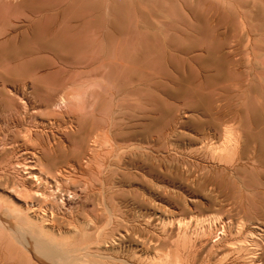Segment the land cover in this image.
<instances>
[{
	"label": "rangeland",
	"instance_id": "1",
	"mask_svg": "<svg viewBox=\"0 0 264 264\" xmlns=\"http://www.w3.org/2000/svg\"><path fill=\"white\" fill-rule=\"evenodd\" d=\"M0 88V264L40 169L75 264H264V0H0Z\"/></svg>",
	"mask_w": 264,
	"mask_h": 264
},
{
	"label": "bare ground",
	"instance_id": "2",
	"mask_svg": "<svg viewBox=\"0 0 264 264\" xmlns=\"http://www.w3.org/2000/svg\"><path fill=\"white\" fill-rule=\"evenodd\" d=\"M44 4V3H43ZM48 4V3H47ZM42 8H44V7H42ZM46 8V7H45ZM39 9V8H38ZM37 9V10H38ZM43 12V11H42ZM33 13H35V12H33ZM41 13V12H40ZM36 16V15H35ZM38 17V16H37ZM37 27V26H36ZM39 29V28H38ZM37 31V30H36ZM29 32V31H28ZM2 33V32H1ZM13 34V33H12ZM48 36V35H47ZM44 38H45V36H44ZM41 39V38H40ZM43 39V38H42ZM39 43V42H38ZM42 44V46H43V48H48V47H50V44L48 43V42H46V41H44V42H42L41 43ZM40 44V45H41ZM51 48V47H50ZM45 50V49H44ZM10 51V50H9ZM32 51V50H31ZM26 52H29V51H26ZM33 52V51H32ZM36 52V51H35ZM42 52V51H41ZM9 53V52H8ZM21 53H23V52H21ZM24 53H25V51H24ZM37 53V52H36ZM11 54H12V52H11ZM30 54V53H29ZM33 54H34V52H33ZM38 54V53H37ZM39 54H41L40 52H39ZM36 55V54H35ZM16 56V55H15ZM23 56V55H22ZM8 57V56H7ZM28 57H30V55H28ZM14 58V57H13ZM34 58V57H33ZM11 59V58H10ZM17 62H19V60L17 61ZM20 63V62H19ZM6 85V84H5ZM20 85V84H19ZM16 86H17V84H16ZM54 86V85H53ZM15 87V86H14ZM20 87V86H19ZM8 89V88H7ZM23 89H25V88H23ZM11 90V89H10ZM15 90V89H14ZM40 90V89H39ZM54 90V89H53ZM12 91V90H11ZM21 91V90H20ZM20 91H18V93L20 92ZM34 91V90H33ZM27 92V91H26ZM25 92V93H26ZM38 92V91H37ZM59 92V91H58ZM3 93H4V89H1L0 88V96H2L3 95ZM29 93V92H28ZM62 95H60V97L58 98V99H56L55 98V94H51L50 93V96L45 100V105L47 106V107H49V106H52L53 108H55V110L56 109H61V108H63V107H65L66 106V99H65V97H64V93H61ZM12 95V94H11ZM14 95H16V94H14ZM19 95V100H20V102L21 103H26L25 102V99H24V97L22 96V95H20V94H18ZM24 95V94H23ZM48 95V94H47ZM67 95V94H66ZM30 99V98H29ZM18 100V99H17ZM30 100H33V99H30ZM27 101V100H26ZM28 102H29V100H28ZM43 102V101H42ZM68 103V102H67ZM26 105V104H25ZM25 105H23V108H25L26 109V107H25ZM28 105V104H27ZM30 105V104H29ZM44 105V104H43ZM45 106V107H46ZM2 107V106H1ZM31 107V106H30ZM13 108V110L14 111H16V108L17 107H12ZM20 108V107H19ZM21 109H22V107H21ZM25 109H23V111H26ZM33 109V108H32ZM64 109H66V108H64ZM20 110V109H19ZM22 111V110H21ZM28 111V110H27ZM28 114H29V112H28ZM14 119V118H13ZM17 122V121H16ZM15 122V123H16ZM16 125H18V124H16ZM16 135V134H15ZM97 137V136H96ZM230 138H232L231 136H230ZM233 139V138H232ZM232 139L230 140V141H228L227 143V147L228 148H226V149H231V143H229V142H231L232 141ZM228 140V139H227ZM12 143H13V141H12ZM91 143H94V139H91ZM234 143V142H233ZM15 144V143H14ZM18 145V144H17ZM94 145V144H93ZM15 146H16V144H15ZM19 146V145H18ZM91 146V145H90ZM95 146V145H94ZM233 147V146H232ZM11 148H14V147H11ZM15 148H17V147H15ZM91 148H93V147H91ZM89 149V148H88ZM21 150V149H20ZM91 153V152H90ZM21 154V153H20ZM22 156V155H21ZM89 157V156H88ZM84 158V157H83ZM86 159V158H85ZM90 159H91V157H90ZM89 160V159H88ZM95 162V161H94ZM19 163V162H18ZM97 163H98V161H97ZM96 163V164H97ZM36 165V164H35ZM35 165H31V166H35ZM70 165V164H69ZM75 165V164H74ZM92 165V164H91ZM90 165V166H91ZM95 165V164H94ZM29 166V165H28ZM100 166V165H99ZM98 166V167H99ZM53 167H55V166H53ZM96 167V166H95ZM18 168V167H17ZM36 168V167H35ZM58 168V167H57ZM57 168H56V170H57ZM67 168V167H66ZM64 169V170H66L67 171V169ZM92 168V167H91ZM97 168V167H96ZM100 168V167H99ZM74 169H75V167H74ZM9 170V169H8ZM63 170V169H62ZM92 170V169H91ZM96 170V169H95ZM99 170V169H98ZM40 171L42 172V170L40 169ZM87 171V170H86ZM88 171H90V170H88ZM88 171H87V173H88ZM97 171V170H96ZM41 172H37V173H33L31 176L33 177L32 178V180H33V182L36 184V187H35V189H33V188H31V190L33 189V192H32V194L34 195V196H43V197H45L46 195L44 194V192H42L41 190H42V187H41V183H43V185H44V183L45 182H47L48 181V179L47 178H49L48 176H46V175H44V174H42ZM48 172V171H47ZM68 172V171H67ZM101 172V171H100ZM99 172V173H100ZM27 174H28V172H26ZM50 173H52V172H50ZM73 173V172H72ZM85 173V172H84ZM93 173V172H92ZM25 174V173H24ZM58 174H60V170H58L57 171V175ZM49 175V174H48ZM64 175V174H63ZM65 175H66V173H65ZM95 175V174H94ZM26 176H28V175H26ZM53 176L55 177V180H53V181H48L47 183H49L50 184V182H54L55 181V184H52L51 183V185H49V188H50V191L52 192V194H53V192H55L56 191V189L58 188V186L56 185L57 184V176H56V174L54 175V173H53ZM59 176V175H58ZM96 176V175H95ZM99 176V175H98ZM62 177V176H61ZM65 177V176H64ZM84 177V176H83ZM91 177V176H90ZM27 178V177H26ZM53 178V177H52ZM85 178H86V176H85ZM28 179V178H27ZM54 179V178H53ZM64 180V179H63ZM66 180H67V178H66ZM66 180H64V181H66ZM77 180V179H76ZM88 180V179H87ZM97 180H99V179H97ZM61 182H63L62 180H61ZM103 183V182H102ZM95 183H93V182H89L88 184H86V186L87 187H85V191L86 192H88V194H90V193H92V192H94V190L95 189H98L97 188V186H95L94 185ZM100 184V183H99ZM34 185V184H33ZM29 186V185H28ZM47 186V185H46ZM104 186V185H103ZM100 187V186H99ZM101 188V187H100ZM45 189V188H44ZM28 190V189H27ZM48 190V189H47ZM83 190V191H84ZM99 191H101V190H99ZM95 193V192H94ZM51 194V195H52ZM55 194V193H54ZM45 195V196H44ZM34 196H30L29 198H28V196H27V199L26 200H19V201H21L20 203H21V206L19 207V208H17V209H15V211H17L18 212V214L19 215H21V217L20 218H18V220H17V226L20 228V229H18L17 228V231L19 230V232H18V235L16 236L17 238H18V240L20 241V243H22L23 245H29L30 247H34L35 249L36 248H38L37 250H39V252L41 253V254H44V253H47V255H49L50 256V258L53 260V259H56V260H58V259H61V260H64V261H67L69 264H75V261L76 260H79V259H81L82 260V255L80 254V252H82V251H86L87 250V248L88 247H90V241H89V235H87V233H86V235L87 236H85V234L84 233H82V228H77L78 229V231H79V237H81V238H75V236L73 235L72 236V233L71 234H68L67 233V231H66V233L67 234H65V236L63 237L64 238V241H62L60 238H58L57 237V235L59 234V230H60V227H55V225H54V223L52 222V218H51V216H53L52 214H53V212H52V210L50 211V210H48L49 212H47L46 213V209L45 208H43L42 207V209H40L41 207H40V205H44V203H42V204H40L41 203V201L38 199V198H36V197H34ZM55 197V196H54ZM104 197H106V196H104ZM25 198V197H24ZM20 199V198H19ZM19 203V202H18ZM47 204V203H46ZM51 204V203H50ZM50 204L48 203V205L50 206ZM47 205V206H48ZM51 205H53V204H51ZM48 206V207H49ZM45 207H46V205H45ZM47 207V208H48ZM52 207V206H51ZM48 209H50V208H48ZM52 209H53V207H52ZM13 211V210H12ZM113 221V220H112ZM17 226H13L14 228L15 227H17ZM12 227V228H13ZM76 227V226H75ZM78 227V226H77ZM16 229V228H15ZM44 230L46 231L47 230V233H44L43 234V232H44ZM186 230V229H185ZM248 230V229H247ZM245 231V230H244ZM71 232V230L69 231V233ZM137 232V231H136ZM186 232H187V230H186ZM246 233H247V231H245ZM244 232V233H245ZM245 233V234H246ZM60 234H62V233H60ZM15 235H16V233H15ZM44 235V236H43ZM137 235V234H136ZM243 235V234H242ZM246 235H248V234H246ZM124 236V235H123ZM13 237V236H12ZM245 237H247V236H245ZM248 237H250V236H248ZM62 238V237H61ZM62 238V239H63ZM31 239V240H30ZM252 239V238H251ZM254 239V238H253ZM263 239V238H262ZM145 239H143V241H144ZM152 240V239H151ZM154 240V239H153ZM255 240V239H254ZM264 240V239H263ZM262 240V241H263ZM154 241H157V240H154ZM159 241H161V240H159ZM252 241V240H251ZM129 242V241H128ZM151 242V241H150ZM90 243V244H89ZM134 243V242H133ZM146 243V242H145ZM253 243V242H252ZM113 244H114V242H113ZM130 245V244H129ZM139 245H140V243H139ZM147 244H145V246H146ZM256 245H258L257 243H256ZM128 246V245H127ZM132 246V245H131ZM158 246H159V244H158ZM240 246V245H239ZM238 246V247H239ZM248 246V245H247ZM261 246V245H260ZM28 247V246H27ZM115 247V246H114ZM136 247L137 246H135L134 247V245H133V249H136ZM141 247V246H140ZM148 247V246H147ZM241 247H242V245H241ZM244 247H246V246H244ZM244 247H242V248H244ZM248 247H250V246H248ZM247 247V248H248ZM253 247H255V245L253 246ZM256 247H258V246H256ZM255 247V248H256ZM130 248H132V247H130ZM146 248V247H145ZM148 248H151V246L150 247H148ZM187 248V247H186ZM237 248V247H236ZM241 248V249H242ZM251 248V247H250ZM249 248V249H250ZM259 248V247H258ZM90 249V248H89ZM108 249V248H107ZM114 249V248H113ZM113 249H111V250H113ZM141 249V248H140ZM185 249V248H184ZM189 249V248H188ZM191 249H192V247H191ZM249 249H247V250H249ZM254 249V248H253ZM252 248H251V250H253ZM146 250V249H145ZM145 250H143V252L145 251ZM244 250V249H243ZM250 250V251H251ZM115 251H117V250H115ZM119 251V250H118ZM136 251V250H135ZM137 251H138V249H137ZM141 251H142V249H141ZM184 251H186V250H184ZM194 251V250H193ZM196 251V250H195ZM240 251V250H239ZM254 251V250H253ZM252 251V252H253ZM261 251H262V249H261ZM149 252V251H148ZM246 252V251H245ZM244 252V253H245ZM255 252H257V251H255ZM260 252V251H259ZM135 253V252H134ZM136 253H138V252H136ZM145 253H146V251H145ZM187 253H189V252H187ZM247 254H248V251L246 252ZM254 253V252H253ZM258 253V252H257ZM139 255H141L140 253H138ZM148 254V253H147ZM151 254H153V253H151ZM158 254V253H157ZM192 254V253H191ZM240 254V253H239ZM247 254H244V256L245 255H247ZM251 255H253L252 253H250ZM46 255V254H45ZM46 255V256H47ZM150 255V254H149ZM187 255V254H186ZM241 255V254H240ZM249 255V254H248ZM250 255V256H251ZM49 256H47V257H49ZM95 256V255H94ZM136 256V258H137V255H135ZM135 256H133V257H135ZM144 255H142V257H143ZM153 256H154V254H153ZM153 256H148V257H150V259H153L154 257ZM188 256V255H187ZM186 256V257H187ZM192 256V255H191ZM244 256H242V257H244ZM250 256H247V257H249L250 258ZM254 256V255H253ZM96 257H99V259H103V257H101V256H96ZM96 257H95V259H96ZM111 257V256H110ZM144 257H146V255L144 256ZM156 257V256H155ZM158 257V256H157ZM160 257V256H159ZM241 257V258H242ZM261 256H259V258H260ZM49 258V259H50ZM92 258H93V255H92ZM108 258V257H107ZM139 258V257H138ZM137 258V259H138ZM161 258V257H160ZM192 258V257H191ZM236 258H237V256H236ZM240 258V257H239ZM240 258V259H241ZM249 258H247V259H249ZM253 258V257H252ZM255 258V257H254ZM259 258H258V256H257V259L259 260ZM48 259V258H47ZM110 259H112V258H110ZM109 259V260H110ZM142 259V262H143V258H141ZM146 259H147V257H146ZM158 259V258H157ZM164 259V258H163ZM163 259H161L162 261H164ZM167 259V258H166ZM192 259H194V256H193V258ZM257 259H255V260H257ZM55 260V261H56ZM108 260V259H107ZM144 260H145V258H144ZM154 260V259H153ZM156 260V259H155ZM155 260H154V262H155ZM183 260H185V259H183ZM187 260H190L189 259V257H188V259ZM250 260H251V258H250ZM261 260V259H260ZM259 260V261H260ZM263 260V259H262ZM152 261V260H151ZM191 261V260H190ZM189 261V262H190ZM228 261V260H227ZM243 261H245V260H241V262L242 263H239V264H243V263H245V262H243ZM113 262V261H112ZM139 262H140V260H139ZM147 262V261H146ZM148 262H149V259H148ZM156 262H158V263H160V260L158 261V260H156ZM155 262V263H156ZM164 262H167V260L166 261H164ZM169 262V261H168ZM175 262V261H174ZM184 264H187V263H185L184 261H182ZM188 262V261H187ZM235 262H237V260L235 261ZM91 264H108V262L107 261H99V262H97V261H95V260H93V259H91V262H90ZM116 263V262H115ZM144 263H145V261H144ZM150 263V262H149ZM162 263V262H161ZM160 263V264H161ZM193 263V262H192ZM196 263V262H195ZM238 263V262H237ZM138 264V263H137ZM141 264V263H140ZM151 264H153V263H151ZM165 264V263H164ZM170 264V263H169ZM235 264V263H234ZM253 264H255V263H253ZM260 264V263H259Z\"/></svg>",
	"mask_w": 264,
	"mask_h": 264
}]
</instances>
